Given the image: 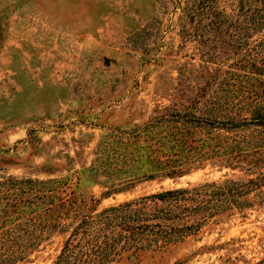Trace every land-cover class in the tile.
Segmentation results:
<instances>
[{
	"label": "rangeland",
	"instance_id": "1",
	"mask_svg": "<svg viewBox=\"0 0 264 264\" xmlns=\"http://www.w3.org/2000/svg\"><path fill=\"white\" fill-rule=\"evenodd\" d=\"M175 2L0 0V179L55 178L65 191L99 197L101 208L189 183L264 174V125L251 124L242 129L234 166L211 158L182 175L134 176L152 166L159 143L172 142L164 114L203 85L224 95L242 79L226 70L227 61L219 67L203 56L215 43L186 36ZM223 77L228 82H215ZM188 129L183 154L185 146L196 153L201 141L207 149L206 132L215 130ZM128 177L132 183L103 193ZM66 234L52 231L24 264H51ZM109 264H264V184L197 233Z\"/></svg>",
	"mask_w": 264,
	"mask_h": 264
},
{
	"label": "trees",
	"instance_id": "2",
	"mask_svg": "<svg viewBox=\"0 0 264 264\" xmlns=\"http://www.w3.org/2000/svg\"><path fill=\"white\" fill-rule=\"evenodd\" d=\"M175 1L186 36L201 41L207 36L206 40L215 43L211 50H203V56L217 58L219 67L228 62L226 70L242 79L232 82L235 87L224 95L203 85L186 97L181 107L164 114L162 117L172 121L167 132V141L172 142L166 147V143H156L152 166L134 173L136 177L182 175L211 158L234 166L240 160L242 129L264 125V0ZM198 102L199 111L193 109ZM190 124H207L215 132H206L205 137L212 140L207 149L203 150L201 138L191 137L190 141H201L196 153L185 146L183 154L179 145L185 143ZM254 150L259 151V147ZM131 180L124 178V183L103 193L120 190ZM58 181L14 176L0 179V264H24L52 231L67 234L51 264H109L125 254L161 249L197 233L226 208L240 204L249 191L264 184V174L245 181L225 178L189 183L101 208L99 197L81 195L73 188L65 191L64 182L54 184Z\"/></svg>",
	"mask_w": 264,
	"mask_h": 264
}]
</instances>
